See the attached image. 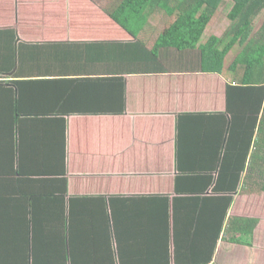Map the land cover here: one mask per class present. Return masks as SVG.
<instances>
[{"label":"crops","instance_id":"1","mask_svg":"<svg viewBox=\"0 0 264 264\" xmlns=\"http://www.w3.org/2000/svg\"><path fill=\"white\" fill-rule=\"evenodd\" d=\"M109 1L0 0L2 208L30 222L45 260L105 263L129 238L133 263L150 264L168 237L184 260L202 259L216 231L213 209L192 197L204 184L195 175L217 178L248 140L249 91L225 67L148 60ZM167 16L152 13L140 31L150 49L177 18ZM251 162L214 264H264V176Z\"/></svg>","mask_w":264,"mask_h":264},{"label":"trees","instance_id":"2","mask_svg":"<svg viewBox=\"0 0 264 264\" xmlns=\"http://www.w3.org/2000/svg\"><path fill=\"white\" fill-rule=\"evenodd\" d=\"M230 1L233 2V6L227 18L232 21V25L229 26L225 37L211 36L204 45H200V42L205 30L225 0H120L110 14L118 24L128 29L139 47L147 54V59L159 62V64L165 63V60L169 62L192 57L195 61H199L201 72L222 73L228 53L238 45L244 46L233 63L226 69L235 71L237 76L242 75L240 83H243L239 89L249 91V104L254 107L253 113H255V120L249 121L251 133L248 140L242 147L238 146L232 162L227 163L225 158L222 159L218 177L204 172L200 173L201 175H195L198 179H202L204 184L192 197L214 211L210 219L212 222L214 220L211 229H215L216 234L211 233L210 236L204 238L203 245L206 244V251L202 255L204 258L184 260L180 257V244H176L174 252L170 237H168L169 241L160 246L162 257L159 256L158 260L150 264H193V262L214 264L215 249L227 220L228 211L233 206L234 194L239 188L238 184L246 170L250 154L252 162L249 165V173L253 175L252 173L260 172L259 174L264 176V164L260 163L264 161V114L261 116L264 106V21L257 33H254L255 18L264 13V0ZM157 11H164L170 17L176 15L177 18L164 29L155 47L150 49L148 44L140 40L138 36L148 24L151 14ZM132 27H137V30H132ZM253 33L254 36H252ZM130 45H133V42ZM163 67L159 68L163 70L161 72H169ZM239 68H244L245 71L237 72ZM150 70L151 68H146V71ZM258 125L260 128L254 139ZM11 172H14L12 168ZM260 182L264 189V181L260 180ZM2 186L3 182L0 179L1 189ZM2 194L0 190V196ZM132 216L131 214V219H133ZM240 221L242 220L236 218L232 222ZM35 233L37 232L32 226L30 227V222L27 221V224L23 225V222L11 221V217L4 213L0 197V264H85V261L74 258L43 259L35 252V245H37L34 240L37 238ZM207 235H209L208 232ZM132 250L133 241L131 239L127 238L124 242L119 241L112 250L111 260H106L101 264H149L146 261L133 263V260L129 258ZM95 264L100 263L95 262Z\"/></svg>","mask_w":264,"mask_h":264},{"label":"rangeland","instance_id":"3","mask_svg":"<svg viewBox=\"0 0 264 264\" xmlns=\"http://www.w3.org/2000/svg\"><path fill=\"white\" fill-rule=\"evenodd\" d=\"M109 3H112V0H110ZM113 5L114 4H111V6ZM232 6H233L232 1L225 0V3L219 8L218 12H216V15L213 17L212 21L210 22L206 36L204 37L205 42L208 41V39L211 36H218L221 38L225 37L227 30L229 29V26L232 25V21H230L227 18V14L230 11V9H232ZM172 19H175V18H172ZM263 21H264V13L260 14L258 17L255 18L254 33H257ZM254 33L252 34V36H254ZM243 47L244 46L238 45L232 51L228 53L224 61L225 68H228L230 64L233 63L235 57L242 51ZM237 71H245V69L239 68ZM253 73L255 74V71H253Z\"/></svg>","mask_w":264,"mask_h":264}]
</instances>
